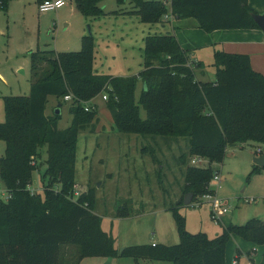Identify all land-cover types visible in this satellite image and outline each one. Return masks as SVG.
Segmentation results:
<instances>
[{
  "label": "trees",
  "instance_id": "1",
  "mask_svg": "<svg viewBox=\"0 0 264 264\" xmlns=\"http://www.w3.org/2000/svg\"><path fill=\"white\" fill-rule=\"evenodd\" d=\"M102 0H74L77 11L88 20L108 13ZM128 1L142 23H165L170 13L176 20L194 19L205 32L221 29H258L247 0H116ZM8 0H0L7 7ZM114 13H119L117 10ZM255 13V12H254ZM260 29V28H259ZM176 36L147 34L142 49L143 70L135 76L100 74L93 69L92 34L82 38L78 51L36 50L30 54L32 82L29 95L3 96L5 119L0 140V179L9 198L0 197V264H60L62 245L79 247L78 256H129L136 260H164L171 264H226L225 249L232 235L254 245H264V221L253 217L244 224L228 222L220 233L208 237L186 229L181 208L171 206L179 243H147L115 248L92 211L90 197L72 199L75 183L76 143L83 131L92 133L97 122L91 102L107 94V106L117 132L155 140L188 139L189 153L223 160L228 147L247 143L264 145V76L253 70L247 54L213 52L214 80H200L192 59ZM142 84L139 98L137 81ZM70 95V100L65 96ZM57 106L69 102L72 116L67 128H58L61 114H47L48 98ZM91 102V103H90ZM89 105V110L85 106ZM145 111L141 117L140 109ZM185 153V152H184ZM41 191L32 186V174L40 170ZM186 154L181 156L184 164ZM264 168V167H263ZM255 164L251 173L261 170ZM184 193L200 201L207 192L212 169L187 166ZM221 224V223H220ZM74 264V263H73ZM254 264V262H252ZM258 264H264V255Z\"/></svg>",
  "mask_w": 264,
  "mask_h": 264
},
{
  "label": "rangeland",
  "instance_id": "2",
  "mask_svg": "<svg viewBox=\"0 0 264 264\" xmlns=\"http://www.w3.org/2000/svg\"><path fill=\"white\" fill-rule=\"evenodd\" d=\"M39 1L9 0L6 9L0 6V122L5 119L3 96L29 95L33 78L31 52L52 49L56 52L78 51L82 38L88 35L87 25L90 24L94 71L112 76H135L143 70L145 36L149 33H173L165 17L162 19L165 23L153 25L143 24L135 14H113L120 5L116 0H102L100 7L104 12H110L109 16L91 20L77 13L70 14L74 0L46 12H39ZM166 2L169 4L170 0ZM122 7L131 10L128 1L121 4ZM196 51L202 53V65L195 69L196 77L213 80L214 51L209 46ZM141 88L138 80L136 99ZM102 95H97L91 101L96 107L98 119L93 132L83 131L77 138L72 199L76 200L80 195L90 197L92 211L100 216L101 228L114 240L115 248L120 250L153 241L164 245L179 243L173 211L169 207L178 205L180 200L184 201L189 193L183 191V171L187 166H193L191 160L196 156L208 161L207 168L212 169V175L220 169V181L210 179L209 183L211 181L213 197L226 201L229 211L218 214L217 222L211 217L205 203L187 208L189 232L202 231L208 237H213L228 222L244 224L251 217H264V180L257 173H251L249 162V158L253 160L256 156V143L228 147L223 160L218 162L206 155L189 153L186 138L156 137L153 140L141 135L119 133L114 128ZM48 99V114L51 115L58 102L54 97ZM68 104L64 102L60 107V129L67 128L72 119ZM140 115L145 117L143 108ZM4 151L5 143L0 140V158ZM183 154H186L184 164L180 161ZM37 163L41 165L40 170L33 172L31 185L41 191L40 172L45 165L41 158ZM4 190L0 180V197ZM229 246L232 247L226 253L227 264H232L235 255L238 256V264L246 263L240 250L251 251L254 247L252 259L255 263L264 255V246L246 242L238 236L230 237ZM78 255V246L62 245L60 264H105L108 259L104 255ZM111 258V264H171L164 260H136L129 256L114 255Z\"/></svg>",
  "mask_w": 264,
  "mask_h": 264
},
{
  "label": "crops",
  "instance_id": "3",
  "mask_svg": "<svg viewBox=\"0 0 264 264\" xmlns=\"http://www.w3.org/2000/svg\"><path fill=\"white\" fill-rule=\"evenodd\" d=\"M100 2H99V5L101 4ZM128 4H129V2H128ZM247 4L255 13L262 14L264 12V0H247ZM7 6H8V3H7ZM131 6L132 5L129 4L128 8H131ZM6 8H4V9H6ZM125 9H126L125 7L121 8V4H120L114 10V11L117 10L119 13L113 12V14L118 15V16L129 15V13L126 11H130V10H125ZM131 10H132V8H131ZM72 13L73 14L77 13V14L81 15L77 11V9L75 7V3L73 5L72 9L70 10V14H72ZM106 13L109 14L110 12H106ZM108 14L105 16H102L101 18H105L106 16H109ZM191 19L192 18L184 19V20H176V19L172 18L169 21L170 22L169 25L171 26V29L173 30V34L178 39L182 48L192 51L191 55L194 57L192 59H194L196 61L199 60L200 62H202V59H201L202 53L198 52L196 50L199 48H202L204 46L211 47V50H213V51L215 49H219V50H223L227 53L247 54L250 58L251 68L264 76V36H263L262 31L259 28L258 29H221V30H214L212 32H205L204 30L197 28L196 21L192 22ZM143 24H146V23H143ZM191 27H193V28H191ZM143 45H144V39H143ZM48 110H49V99H48V103H47V107H46V113L47 114H48ZM256 146H263V145L257 144ZM255 157H257V156H255ZM249 162H250V167L252 168V165L254 163L250 158H249ZM219 172H220V169H219ZM254 173H257L258 177L260 179L264 180V168L263 167L261 170L256 171ZM3 186H4V184H3ZM4 189H5V186H4ZM190 203H191V208H194L193 204L195 202L190 201ZM187 210H188L187 208H181L180 209V213L185 216L186 229H187V216H186ZM209 211H210V209H209ZM251 218H253V217H251ZM261 220L264 221V217H262ZM235 224H243V223H235ZM216 234H218V233H216ZM233 236H237V235H232V237ZM246 242H248V241H246ZM151 243H155V242L153 241ZM258 246H264V245H258ZM231 247L232 246H229V241H228V243L226 244L225 257H226V253L231 249ZM238 251H239V249H238ZM254 251H255L254 247L251 251L240 250V252L243 253V256H245V258L247 260L245 264H252V262H253L252 254ZM263 252H264V249H263ZM261 259L258 262H260ZM233 260H236L238 263V256L235 255ZM258 262L257 263L254 262V264H258ZM225 263L227 264L226 258H225Z\"/></svg>",
  "mask_w": 264,
  "mask_h": 264
},
{
  "label": "built area",
  "instance_id": "4",
  "mask_svg": "<svg viewBox=\"0 0 264 264\" xmlns=\"http://www.w3.org/2000/svg\"><path fill=\"white\" fill-rule=\"evenodd\" d=\"M69 2H70V0H41L38 3V10H39V12L56 10V9L62 7L63 5H65ZM163 2H164V4H167L166 0H163ZM164 17L167 20L168 18H171V15H170V13H167V14H165ZM64 98H65V100H70L71 96L67 95ZM102 98L104 100H106L107 94H103ZM89 109H90L89 105H86L85 110L88 111ZM263 152H264V145L263 146H256L255 151H254L256 156H260ZM191 163L193 166H197V167L207 168L209 166L208 161L205 158H203L202 156L194 157L191 160ZM220 178H221L220 172L216 171L212 175L211 180L218 182V181H220ZM210 183H211V181H210ZM210 183H209V185H207V192L205 194H203L200 201H196L193 204V206L198 207L200 204L206 203L209 206L211 217L218 222L219 219H217V215L227 213L229 211V207H228L226 201L213 197V189H211ZM34 190L35 189L31 186L30 191L34 192ZM76 195H77V193H76ZM1 198H3L4 200H7L9 198V194L6 193V191H4L2 193ZM232 264H238V263L236 260H233Z\"/></svg>",
  "mask_w": 264,
  "mask_h": 264
},
{
  "label": "water",
  "instance_id": "5",
  "mask_svg": "<svg viewBox=\"0 0 264 264\" xmlns=\"http://www.w3.org/2000/svg\"><path fill=\"white\" fill-rule=\"evenodd\" d=\"M250 15L253 18V20L255 21V23L258 25V27L260 28V30L262 31L263 36H264V12L262 14L252 12V13H250ZM87 30H88V34H92L90 24L87 25ZM60 113H61L60 106H57L55 109V114L58 115ZM252 161L255 165H257L259 167H264V152L260 156L254 157ZM191 199H192V194L188 193L184 198V201H183L184 204L188 205L190 203ZM111 260H112V258L108 257L105 264H111Z\"/></svg>",
  "mask_w": 264,
  "mask_h": 264
}]
</instances>
